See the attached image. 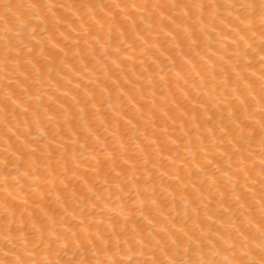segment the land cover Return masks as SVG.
<instances>
[{
    "label": "bare ground",
    "instance_id": "6f19581e",
    "mask_svg": "<svg viewBox=\"0 0 264 264\" xmlns=\"http://www.w3.org/2000/svg\"><path fill=\"white\" fill-rule=\"evenodd\" d=\"M0 264H264V0H0Z\"/></svg>",
    "mask_w": 264,
    "mask_h": 264
}]
</instances>
